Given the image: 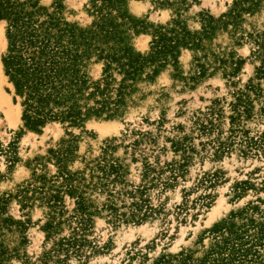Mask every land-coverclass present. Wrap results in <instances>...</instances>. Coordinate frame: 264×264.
Wrapping results in <instances>:
<instances>
[{"label":"rangeland","instance_id":"1","mask_svg":"<svg viewBox=\"0 0 264 264\" xmlns=\"http://www.w3.org/2000/svg\"><path fill=\"white\" fill-rule=\"evenodd\" d=\"M51 1L40 0L44 5ZM87 1L62 0L60 16L79 27L87 26L92 19ZM231 1L186 0V6H177L175 0H168V3L165 0H125V9L152 25L178 17L189 30H195L199 28L201 13L217 17L227 11ZM229 28L215 31L205 45L208 51L222 58L229 59L228 55L232 54L233 58L241 60L231 75H223L217 69L198 77L192 52L181 49L176 67L166 65L152 80L135 83L136 89L130 94V102L121 116L89 117L81 126L51 121L38 132L25 129L20 120V107L12 102L11 85L0 61V197L5 198L0 217L22 222L20 230L15 224L1 229L3 245L17 251V256L8 258V264H40L39 256L49 243L43 242L40 229L47 208L39 195L54 193L61 181L60 169L81 173L86 183L91 174L100 175L98 162L119 165L120 181L114 183V188L130 189L140 183L144 159L158 165L177 160L178 154L172 152L169 139L183 134L191 137L194 149L183 175L163 190L153 187L147 192L152 205L160 204V212L140 222L113 224L100 209L112 184L103 188L90 186L85 196L93 201L99 212L92 217L88 238L97 245V251L89 253L83 262L70 257L65 264H147L159 253H175L181 249L196 250L195 255H200L210 242L206 230L213 223L247 205L257 207L249 214L260 219L264 211V156L242 155L231 148L214 158L207 144L201 147L207 136L196 135L190 130L193 115L217 100L223 114L220 129L225 131L232 93L247 83L257 86L258 93L250 94L254 114L243 121V126L250 135L264 130V114L257 115V109L264 106V79L254 78L253 68L258 62L250 55L255 39L264 42V3L254 12L243 13L234 33L228 31ZM149 31L132 35L130 42L135 50L145 52L148 49ZM5 46L4 23L0 21V57ZM207 57L211 59L210 55ZM86 72L91 79L100 77L101 63L95 62L94 56L88 59ZM66 142H71L73 149L56 161L55 152ZM212 172L217 174L212 186L197 181ZM37 176L45 180L41 188ZM237 184L241 190L235 188ZM25 186L30 198L22 206L15 192ZM207 193L209 196H205ZM62 200L65 209L73 206V199L65 194ZM181 203L184 206L177 209ZM66 232L63 229L61 234Z\"/></svg>","mask_w":264,"mask_h":264},{"label":"trees","instance_id":"2","mask_svg":"<svg viewBox=\"0 0 264 264\" xmlns=\"http://www.w3.org/2000/svg\"><path fill=\"white\" fill-rule=\"evenodd\" d=\"M61 1L52 0L49 5H44L40 0H0V21L4 23L6 40L0 57L3 74L11 85L12 102H17L20 107L22 126L34 132L51 121L81 126L89 117L111 119L121 116L130 102V94L136 89L135 83L152 80L166 65L176 67L181 49L192 52L198 77L217 69L223 75H231L241 60L233 58L232 54L228 55L229 59L222 58L208 51L205 42L215 31L226 30L227 26H230L228 31L234 33L241 15L254 12L264 3V0H232L227 11L217 17L201 13L199 28L189 30L178 17L155 25L134 17L125 9V0H88L87 11L92 19L87 26L79 27L60 16ZM175 2L180 6L186 0ZM147 29H150L148 49L139 52L133 48L130 39L132 35L147 33ZM254 42L255 48L250 51L251 57L258 62L253 68L254 78L264 79V42L256 39ZM91 56L101 63L100 77L96 79H91L86 72ZM251 93H258L257 86L252 83L233 91V98L228 102L230 113L226 116L225 131L220 129L223 114L217 100L206 110L193 115L190 130L196 135L207 136L201 147L207 144L214 158L221 157L231 148H236L242 155L264 156V130L250 135L243 126V121L254 114ZM263 114L264 106H261L257 115ZM190 140L187 134L169 139V147L178 154L177 160L158 165L144 159L140 183L130 189L114 188V183L120 181L119 165L98 162L100 175L91 174L86 183L81 173L60 169L61 181L54 193L39 195L47 208L40 229L43 242L49 243L39 256L40 264H65L70 257L83 262L89 253L97 251V245L88 238L92 217L99 212L93 201L85 196L90 186L103 188L112 184L100 209L113 224L140 222L159 213L160 204L152 205L147 192L153 187L163 190L183 175L194 150ZM71 149V142H66L55 152L56 161L67 156ZM37 178L38 182L41 180V188L45 180ZM92 178L95 180L91 181ZM200 179L197 180L200 184L210 187L217 174H204ZM235 188L241 190L238 184ZM28 190L25 186L15 192L22 206L30 198L26 195ZM63 194L73 199L69 210L64 208ZM4 203L5 198L0 197V211ZM183 206L181 203L176 208ZM256 210L255 205H247L213 223L206 230L210 242L200 255L190 249L162 252L147 264H264V211L260 219H255L249 213ZM11 224L21 229V221L0 217V264H8L11 255L17 256L16 249L5 247L1 239V229L9 228ZM63 229L67 231L65 234H61Z\"/></svg>","mask_w":264,"mask_h":264}]
</instances>
